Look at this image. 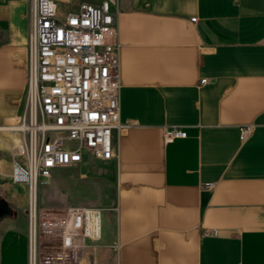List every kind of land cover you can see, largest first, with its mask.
I'll list each match as a JSON object with an SVG mask.
<instances>
[{"label":"crops","instance_id":"obj_1","mask_svg":"<svg viewBox=\"0 0 264 264\" xmlns=\"http://www.w3.org/2000/svg\"><path fill=\"white\" fill-rule=\"evenodd\" d=\"M84 1L99 2L73 10ZM116 8L114 157L85 155L51 178L52 207L103 209L102 239L84 264H264V0H117ZM28 13L29 0H0V169L10 158V181ZM168 128L187 136L167 142ZM27 232L0 223V264H28Z\"/></svg>","mask_w":264,"mask_h":264},{"label":"built area","instance_id":"obj_2","mask_svg":"<svg viewBox=\"0 0 264 264\" xmlns=\"http://www.w3.org/2000/svg\"><path fill=\"white\" fill-rule=\"evenodd\" d=\"M60 4L72 0H29L26 97L14 130L22 138L11 173L29 200L28 264H84L88 248L99 244L103 209L42 208L39 187L85 155L113 159L122 128L117 0L84 1L68 12ZM249 131L243 128L241 138ZM186 136L176 128L164 133L167 142Z\"/></svg>","mask_w":264,"mask_h":264},{"label":"rangeland","instance_id":"obj_3","mask_svg":"<svg viewBox=\"0 0 264 264\" xmlns=\"http://www.w3.org/2000/svg\"><path fill=\"white\" fill-rule=\"evenodd\" d=\"M81 0H73L69 6L63 5L62 9L66 11L73 10V4ZM94 1V0H92ZM11 151L10 157L13 158ZM4 167L0 169V223L4 222L7 225L28 227L29 221V200L26 187L18 186L10 181L8 162L10 158L6 159ZM58 190L53 181L47 184H42L39 187V205L44 208L48 206L57 205Z\"/></svg>","mask_w":264,"mask_h":264},{"label":"bare ground","instance_id":"obj_4","mask_svg":"<svg viewBox=\"0 0 264 264\" xmlns=\"http://www.w3.org/2000/svg\"><path fill=\"white\" fill-rule=\"evenodd\" d=\"M14 130H16L17 129V125H15L14 127H12Z\"/></svg>","mask_w":264,"mask_h":264}]
</instances>
